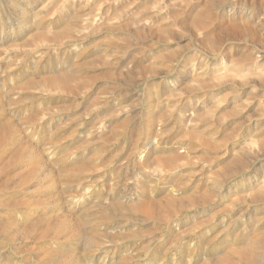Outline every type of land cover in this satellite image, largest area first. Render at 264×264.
I'll return each instance as SVG.
<instances>
[{
    "label": "rangeland",
    "instance_id": "rangeland-1",
    "mask_svg": "<svg viewBox=\"0 0 264 264\" xmlns=\"http://www.w3.org/2000/svg\"><path fill=\"white\" fill-rule=\"evenodd\" d=\"M11 2L0 0V102L3 106L10 102L11 106L4 107L7 117L17 123L20 120L21 137L43 151V160L52 156L53 171L59 175L49 183L30 187L29 194L21 196L33 202L46 197L51 204L29 210L0 207V225L9 220L11 224L22 225L44 215L55 217L71 212L81 223L84 236L58 244L27 240L21 242L19 250L11 243L0 241V264H44V260L25 252L33 246L34 250L48 246L52 252H58V247L64 245L63 249L76 252L82 264H96L99 250L103 251L101 256L107 264H200L203 260L232 256L234 250L245 246L246 239L264 233V203H249L258 197L264 201V158L254 165L248 163L246 175L234 177L225 188H212L214 194L219 191L217 198L203 209L178 214L169 222L171 229L125 212L138 205L142 197L160 200L170 184L179 187L176 198L180 194L199 195L204 184L220 174L229 159L242 148L251 147L258 138V127L264 126V88L252 84L264 83V0ZM201 18L200 26L193 28L194 21L200 22ZM231 24L238 29H227ZM34 32L46 36L45 44L23 47ZM58 35L63 37L55 41ZM68 41L77 43L65 45ZM69 67L84 71L73 84L79 86L76 98L46 93L30 85L61 75ZM87 77L91 81L85 86ZM232 84H237L238 91ZM184 86L190 90L205 87L200 92L183 95ZM27 87H31L30 91ZM89 88L92 92L87 97L85 92ZM240 104L249 105L241 119H235L224 129L210 128L209 121H220L219 117L223 118ZM148 121L163 132L155 138L156 142L159 140L153 148L155 157H172L178 145H187L188 134L219 143L240 124L248 130L228 143L227 157L214 158L199 148V159H211L213 165L205 164L206 168L201 170L200 166H193L199 163L192 158L189 165L170 173L151 166V158L142 154L148 141ZM193 146L198 148L196 143ZM82 164L92 170L90 174L88 170L68 173ZM140 164L151 167L143 169ZM24 168L27 165H21L13 173ZM77 182L90 187L83 191ZM198 187L202 188L196 190ZM7 193L0 195L1 200L12 198ZM242 197L247 203H238L232 214H222L227 204ZM156 223L159 229L153 235ZM87 236L98 239L100 247L89 250Z\"/></svg>",
    "mask_w": 264,
    "mask_h": 264
},
{
    "label": "bare ground",
    "instance_id": "bare-ground-1",
    "mask_svg": "<svg viewBox=\"0 0 264 264\" xmlns=\"http://www.w3.org/2000/svg\"><path fill=\"white\" fill-rule=\"evenodd\" d=\"M17 0H12L11 3L16 2ZM189 5V4H188ZM223 5V4H222ZM215 13V12H214ZM214 13L212 15H214ZM216 15V13H215ZM210 17V16H209ZM212 17V16H211ZM215 18V17H213ZM27 19V18H26ZM3 20V19H2ZM201 20L199 22V19L195 20L193 25V28H197L200 26L201 24ZM210 20V19H209ZM233 21V20H232ZM210 24V23H209ZM203 25V24H202ZM201 25V26H202ZM227 25V24H225ZM208 26V25H207ZM237 28L235 26H233L232 24L230 25L229 28ZM242 28V27H241ZM70 29V28H69ZM203 29V28H202ZM238 29V28H237ZM68 30V29H67ZM105 30V29H104ZM201 30V29H200ZM242 30V29H241ZM240 30V31H241ZM245 30V28H244ZM70 31V30H69ZM113 31V30H112ZM167 31V30H166ZM202 31V30H201ZM235 31V30H234ZM66 32V31H65ZM110 32V31H109ZM169 32V31H168ZM171 32V31H170ZM229 32V30H228ZM239 32V31H238ZM253 32V31H252ZM256 33V32H255ZM246 34V33H245ZM70 35V34H69ZM247 35V34H246ZM250 35V33H249ZM252 35V34H251ZM254 35V33H253ZM257 35V34H256ZM45 35H43L42 33H32L28 39V41H26V44H23L24 46H29V45H37L38 43H43L45 42ZM63 37V35H58L55 38V41L61 40ZM163 37V36H162ZM168 37V35H167ZM174 37V36H173ZM254 37V36H253ZM69 38V36H68ZM47 39V38H46ZM64 39V38H63ZM160 39V38H159ZM66 40V39H65ZM170 40V38H169ZM48 41V40H47ZM54 41V42H55ZM161 41V40H160ZM165 41V40H164ZM53 42V41H51ZM62 42V41H61ZM177 42V41H176ZM50 43V42H49ZM47 42V44H49ZM75 43H77V41H68L66 42L65 45H74ZM110 43V42H108ZM161 43V42H160ZM173 43V42H172ZM45 44V43H43ZM51 44V43H50ZM63 44V43H62ZM56 45V44H53ZM61 45V44H59ZM47 46V45H46ZM58 46V45H57ZM66 46V47H68ZM27 48V47H25ZM30 48V47H29ZM175 53V52H174ZM184 53V52H183ZM175 55V54H174ZM173 55V56H174ZM172 56V57H173ZM168 57V56H167ZM171 57V56H170ZM245 58V57H244ZM246 59V58H245ZM169 60V59H168ZM171 60V59H170ZM244 60V59H243ZM242 62V61H241ZM73 66V65H72ZM99 67V66H98ZM96 68V67H95ZM79 69V68H78ZM82 70V69H81ZM96 70V69H94ZM151 71V70H150ZM84 72V71H83ZM80 70H76V69H72V67H69V70H67L65 73L58 75V76H51V77H46L45 79H43L42 81H40L39 83L35 84L36 82H34V84H30V85H34L36 86V88L40 89V91H44L46 93H51V94H59V95H66L68 97L71 98H76L77 95L79 96V93L77 90H79V86H74L73 84H75V82L77 81V79L79 78L80 74L83 73ZM87 72V71H86ZM85 72V73H86ZM89 72V71H88ZM150 75V74H148ZM152 77V76H151ZM150 77V78H151ZM112 78V77H111ZM109 79V78H108ZM96 80V79H95ZM91 81V77H87L86 79H84V83L85 86L86 84H90ZM107 81V80H106ZM260 82H263L262 80H259ZM258 82V81H257ZM83 83V82H82ZM242 83V82H241ZM145 84V83H144ZM223 84V83H222ZM264 84V83H263ZM261 83H255L252 84V86L254 87V85H257L258 87H263L264 85ZM234 89H236V91H238L236 86L237 84H232ZM91 86V85H90ZM88 86V87H90ZM209 86V85H208ZM218 86V85H217ZM243 86V85H241ZM240 86V87H241ZM256 86V87H257ZM203 87L205 86H196L195 88H193L194 90H190V88L187 87H182V92L183 95H189L192 94L193 92H200L201 90H204ZM213 87V86H211ZM216 87V86H215ZM255 87V88H256ZM29 88V87H27ZM31 88V87H30ZM30 88L27 89V91H30ZM35 88V87H34ZM254 88V89H255ZM37 89V90H38ZM82 89V88H81ZM257 89V88H256ZM259 89V88H258ZM257 89V90H258ZM262 89V88H261ZM240 90V88H239ZM242 90V89H241ZM35 92V91H34ZM85 92V91H83ZM92 92V88H89L86 90V96L88 97L89 94H91ZM103 92V91H102ZM27 93V92H26ZM42 93V92H41ZM40 93V94H41ZM82 93V92H81ZM100 93V92H99ZM38 95V94H37ZM57 95V96H59ZM40 96V95H39ZM38 96V97H39ZM82 96V95H80ZM264 96V95H263ZM40 98V97H39ZM253 98V97H252ZM256 98V97H254ZM32 99V98H31ZM34 99H37L36 97H34ZM43 99V98H42ZM250 99V98H249ZM2 100V99H1ZM13 100V99H12ZM33 100V99H32ZM245 100V99H244ZM3 101V100H2ZM249 101V100H248ZM253 101V100H252ZM259 101V100H258ZM80 102V101H79ZM247 102V101H246ZM261 102V101H260ZM5 103V102H4ZM10 102H8V105ZM73 103V102H72ZM252 103V102H250ZM48 104V103H47ZM249 104V103H248ZM8 105H5L6 107ZM251 105V104H250ZM264 105V104H263ZM5 106H3V104L0 102V195H3V193L8 192L10 193L9 195L12 197L10 199H3L0 198V207H5V208H9V207H19L21 209H31L32 207H36V208H40L42 205L44 204H49L48 201H46V197L45 200L41 201V202H33L32 200H30L28 197L26 198H22L21 196L26 194H29L27 191L30 187L32 186H38L40 184H43L44 182L48 181V183L50 181H52L57 175H59V173L53 171V163L51 162V158L52 156H50L49 158H47V160H43V151H40L39 149H36V146H32L30 143H28V141H26L23 137H21L20 134V129L19 128V121L14 122L11 117L9 118V116L7 117L6 111H5ZM11 106V105H10ZM249 106V105H247ZM246 105L240 104V105H236L234 108H232L231 113H228L227 115L222 117H219V119H221L220 121L217 122L211 120L209 121L210 123V128L214 129V126H217L218 128H226L228 124H230L231 122H233L235 119H241L247 112L248 107ZM5 107V108H4ZM11 109V108H8ZM264 109V108H263ZM13 111V109H11ZM10 110V111H11ZM93 110V109H92ZM11 111V112H12ZM262 112V109L260 110ZM96 112V111H94ZM258 112V111H256ZM16 113V112H15ZM10 114V112H9ZM38 114V112H37ZM41 114V113H40ZM43 114V113H42ZM226 114V113H225ZM258 114V113H257ZM262 114V113H261ZM260 114V115H261ZM252 115V114H251ZM259 115V114H258ZM263 115V114H262ZM15 116V115H14ZM40 116V115H38ZM254 116L255 113H254ZM17 118V117H14ZM28 118V117H27ZM30 118V117H29ZM254 118V117H253ZM258 118V117H256ZM26 119V118H25ZM249 119V118H248ZM262 119V118H260ZM15 120V119H14ZM24 120V119H23ZM28 120V119H27ZM26 120V122H27ZM33 120V118H32ZM40 120V119H39ZM251 120V119H250ZM29 121V120H28ZM190 122V120H188ZM241 121V120H240ZM252 121V120H251ZM257 121V120H256ZM259 121V120H258ZM23 122V121H22ZM32 122V121H31ZM39 123V121H37ZM149 122V127L147 129V145L146 148L142 151V154L145 155L147 158H151V166H153L154 168L160 169L161 171L164 172H170V173H174L180 170V168L182 166L185 165H189L190 160L192 158L197 159L196 161H198L199 165H193L194 167H198L200 166L201 170L203 168H206L205 166L208 164H212V160H205V158H201L199 159V157L197 156V152L199 151V148H202L203 151L207 154V155H212L214 158H220V157H225L226 156V150L228 147V143L236 138H241V135L244 134V132H246L248 129L245 128V126L242 124H240L238 126V128H233L234 132H231V134L229 136H224L219 143H213V141H210L206 138H202V137H197V136H192L191 134H188V136H185L188 140L187 145H182L176 148L177 150H175V154H173L172 152V157H155L153 156V151L155 152V150H153L154 145H156V137L162 136L163 132L162 130H158L157 127H155V125L150 124L151 122ZM243 122V121H242ZM25 123V121H24ZM33 123V122H32ZM32 123H29V125H31ZM36 123V121H35ZM34 123V124H35ZM239 123V122H238ZM246 123V122H245ZM24 124L22 123V126ZM28 125V124H27ZM28 125V126H29ZM40 125V124H38ZM247 125V124H246ZM252 125H256V124H252ZM25 126V125H24ZM152 127V128H151ZM154 127V128H153ZM207 127V126H206ZM248 127V126H247ZM29 128V127H28ZM33 128V127H30ZM161 128V127H160ZM159 128V129H160ZM232 128V127H231ZM260 129H258V138H256V140L250 144L251 147H246V148H242L235 156L232 157V159H229V163L228 165L221 171L220 174L216 175L213 179H211L209 181V183H205L204 184V188H202V191L200 192L199 195H195V193H193L192 195H188L186 197H182L180 194V197L178 196V198L174 197V195L178 194L179 187H176L175 185H168L165 189V193L162 196V198L160 200H152L146 197H142L141 202L138 205H135L131 208H128L126 212V214H130V215H135V216H144L146 218V221H153L154 223H160L159 225H166L167 228L171 229L170 225V221L175 219L177 217L178 214H181L182 212L188 211L190 209H196V208H204L206 205L208 206V204H210L211 202L214 201V197L217 198L218 194H214L212 191V188H216L218 190L225 188L226 186H228V184H230L231 182H233V178L237 177V176H244L246 175L245 173L248 170V167L250 165H254L255 163H257V160L264 158V126L263 127H258ZM236 129V130H235ZM216 130V129H215ZM219 131V129H217ZM26 131V130H25ZM27 133V132H26ZM218 133V132H217ZM256 133V132H254ZM40 134V133H39ZM226 135V134H225ZM254 135V134H253ZM25 136V135H24ZM256 136V135H255ZM160 139V138H159ZM185 143V141H184ZM198 144V148H195L193 146V144ZM159 144V143H158ZM179 144V143H178ZM48 146V144H47ZM177 146V145H176ZM246 146V145H245ZM167 147V146H166ZM51 148V147H50ZM49 148V149H50ZM159 148V145H158ZM171 149V148H170ZM42 150V149H41ZM44 150V148H43ZM48 150V149H46ZM161 150V149H160ZM53 151V150H52ZM157 151V150H156ZM170 151V150H169ZM167 151V152H169ZM166 152V151H165ZM178 152V153H176ZM232 152V151H231ZM138 153V152H137ZM158 153V152H156ZM228 153V152H227ZM161 154V153H160ZM169 154V153H168ZM234 154V153H233ZM47 155V154H46ZM167 155V154H166ZM161 156V155H160ZM163 156V155H162ZM45 157V156H44ZM141 157V156H140ZM227 157V156H226ZM55 158V157H54ZM142 158V157H141ZM143 159V158H142ZM145 159V158H144ZM215 160V159H214ZM220 160V159H219ZM92 161V160H91ZM146 161V160H145ZM144 162V160H143ZM149 162V161H148ZM142 163V162H140ZM150 163V162H149ZM249 163V166H248ZM68 164V163H67ZM66 164V165H67ZM147 164V163H146ZM206 164V165H205ZM216 164V163H215ZM21 165H27V168H24L21 171H18L19 173H13L14 170L18 169ZM65 165V166H66ZM83 165V164H82ZM138 165V164H137ZM143 169L146 168H150L146 165H142ZM213 165V164H212ZM77 166V165H76ZM80 166V167H79ZM78 169L71 167V171H68V173L71 172H76L78 173H82L83 171H87L88 167H85L86 165H79ZM138 166V167H141ZM211 166V165H210ZM23 167V166H22ZM224 167V166H222ZM94 169H96L93 166ZM188 168V166H187ZM70 169V168H68ZM92 169V168H91ZM140 169V168H139ZM152 169V168H151ZM149 170V169H148ZM221 170V169H220ZM219 170V171H220ZM66 171V170H65ZM92 170H88V173L90 174ZM95 171V170H94ZM144 171V170H143ZM204 171V170H203ZM17 172V170H16ZM84 172V173H85ZM75 173V174H76ZM160 173V172H159ZM202 173V171L200 172ZM64 175V174H63ZM69 175V174H67ZM81 175V174H79ZM88 175V174H87ZM197 175V174H196ZM62 176V175H61ZM71 176V175H70ZM77 176V175H76ZM158 176V175H157ZM68 177V176H67ZM75 177V176H73ZM83 177V176H82ZM90 177V176H89ZM168 177V175L166 176ZM70 178V177H69ZM68 178V180H70ZM85 178V177H84ZM159 178V177H158ZM73 179V178H72ZM83 179V178H82ZM163 180H165L162 177ZM209 179V178H208ZM151 180V179H150ZM155 180V179H154ZM160 180V179H159ZM85 181V180H84ZM83 181V182H84ZM54 182V181H53ZM56 182V180H55ZM76 182V180L74 181ZM62 183V182H61ZM68 183L71 184V181ZM78 185H80L79 187H81V190L86 191L90 186H83L81 184V182H77ZM76 183V184H77ZM58 184V183H57ZM85 184V183H84ZM166 184V183H165ZM188 184V183H187ZM47 185V184H46ZM44 185V187L46 186ZM51 185V184H50ZM53 185V184H52ZM87 185V184H86ZM151 185V184H150ZM208 185H210V187H208ZM69 186V185H68ZM72 186V185H71ZM39 187V186H38ZM48 188V186H46ZM70 187V186H69ZM159 186H157L156 188H158ZM189 187V186H187ZM208 187V188H206ZM73 188V187H71ZM101 188V187H100ZM111 188V187H110ZM150 188V187H149ZM152 188V187H151ZM200 188V189H201ZM54 189V188H53ZM52 189V190H53ZM70 189V188H69ZM199 187L196 190H200ZM31 190V189H30ZM34 190V189H33ZM42 190V188H41ZM59 190V189H57ZM62 190V189H61ZM60 190V191H61ZM67 190V189H66ZM71 190V189H70ZM111 190V189H109ZM113 190V189H112ZM146 190V189H145ZM144 190V191H145ZM167 190V192H166ZM181 190V189H180ZM56 191V190H55ZM44 192V191H43ZM50 192V191H49ZM57 192V191H56ZM62 192V191H61ZM81 192V191H80ZM7 193V194H8ZM51 193V192H50ZM73 193V192H72ZM83 193V192H82ZM86 193V192H84ZM152 193V192H151ZM181 193V191H180ZM34 194V193H33ZM45 194V193H44ZM63 194V193H61ZM66 194V193H65ZM76 194V193H75ZM59 195V193L57 194ZM57 195L55 197H57ZM67 195V194H66ZM77 195V194H76ZM80 194H78L79 196ZM53 196V197H54ZM60 196V195H59ZM65 196V195H64ZM75 196V195H74ZM251 196V195H250ZM253 196V195H252ZM20 197V199L18 200H14L15 198ZM51 197V195H50ZM58 198V197H57ZM77 198V197H76ZM74 199V198H73ZM79 199V198H78ZM140 199V198H139ZM159 199V198H158ZM219 199V198H218ZM254 200V199H253ZM51 201V200H50ZM56 201V200H55ZM73 201V200H72ZM71 201V202H72ZM232 201V200H231ZM230 201V202H231ZM70 202V201H69ZM259 202H263V200H261V197H258L256 200L249 202L252 204H258ZM58 203V202H57ZM60 203V202H59ZM65 203V202H64ZM76 203V202H75ZM238 203H247L245 198H238L235 199L234 201H232L229 206L227 204V207H225L222 210V214H232V212L235 210L234 208L237 206ZM51 204V203H50ZM55 204V203H54ZM61 204V203H60ZM63 204V203H62ZM53 205V204H52ZM70 205V204H69ZM49 206V205H48ZM245 206V205H244ZM44 207V206H42ZM63 207V206H62ZM66 207V206H65ZM15 208V209H16ZM50 208V207H49ZM68 208V207H67ZM3 209V208H2ZM11 209V208H10ZM18 209V208H17ZM16 209V210H17ZM42 209V208H41ZM14 210V209H13ZM48 210V209H47ZM54 210V209H53ZM55 211V210H54ZM66 211V210H65ZM220 211V209H219ZM218 211V212H219ZM59 212H61L59 210ZM68 212V209H67ZM189 212V211H188ZM53 213V212H52ZM64 212L61 215H57L55 217H44L42 216L39 217L38 219L36 218L33 222H29V223H25L22 225H18V224H11L9 223L10 220L8 221V223H4V221L1 223L0 225V241H5L8 243L13 244L16 249H20L21 247V242H26L27 240L29 241H34V242H39V241H45L44 243H55L58 244L60 243V241H70V240H75L78 238H82L84 236V232L81 230L79 221H77L74 217H72L71 212L69 214ZM234 213V212H233ZM46 214V213H45ZM55 214V213H54ZM48 215V214H47ZM87 215V214H86ZM54 216V215H53ZM74 216V215H73ZM100 216V215H99ZM182 216V215H181ZM97 217V216H96ZM4 218V217H3ZM30 218V217H29ZM33 218V217H32ZM214 219V217H212ZM83 219V218H82ZM212 219V220H213ZM7 220V219H6ZM84 220V219H83ZM86 220V219H85ZM95 220V218L93 219ZM92 220V221H93ZM145 220V219H144ZM178 220V219H177ZM211 220V218H210ZM211 220V221H212ZM97 221V218H96ZM99 221V220H98ZM97 221V222H98ZM263 221V220H262ZM14 222V221H13ZM17 222V221H16ZM94 222V221H93ZM95 222L94 224L96 225ZM143 222V221H142ZM170 222V223H169ZM198 222V221H197ZM209 223V221H207ZM156 223V224H157ZM86 224H88L86 222ZM101 224V223H100ZM98 224V225H100ZM133 224V223H132ZM150 224V223H149ZM210 224V223H209ZM89 225V224H88ZM87 225V226H88ZM135 225V224H134ZM139 225V224H138ZM141 225V224H140ZM206 225V224H205ZM230 225H232L230 223ZM165 226V227H166ZM173 226V225H172ZM201 226V225H200ZM90 227V226H89ZM163 227V226H162ZM230 227V226H229ZM84 228V227H83ZM86 228V227H85ZM91 228V227H90ZM195 228V227H194ZM193 228V229H194ZM200 228V227H199ZM159 229L158 224H157V228L153 229L152 234L154 235V233ZM163 229V228H162ZM196 229V228H195ZM194 229V232H195ZM197 230V229H196ZM227 230V229H225ZM91 231V230H90ZM94 231V230H93ZM166 231V229H165ZM253 231V230H251ZM164 233V232H163ZM167 233V232H166ZM188 233V232H185ZM225 233V231H224ZM99 234V233H97ZM159 234V233H158ZM191 234V233H190ZM222 234V233H221ZM255 234V233H254ZM91 235V234H90ZM106 235V234H105ZM186 235V234H184ZM188 235V234H187ZM97 236V235H96ZM95 236V237H96ZM152 236V235H151ZM183 236V235H182ZM181 236V237H182ZM254 237H252V239H246L248 240V242H245V246L241 247L239 249L236 250H232V256H225V257H220V258H212L209 260H203L200 264H264V233H259V235H253ZM98 237V236H97ZM159 237V236H157ZM179 237V238H181ZM193 237V236H192ZM103 238V237H101ZM104 239V238H103ZM161 239V238H159ZM158 239V240H159ZM178 239V238H177ZM182 239V238H181ZM100 240V239H99ZM135 240V239H134ZM137 240V239H136ZM157 240V239H155ZM151 241V240H149ZM162 241V239H161ZM178 241V240H177ZM181 241V240H180ZM242 241V240H241ZM6 243V244H8ZM79 243V242H78ZM148 243V242H147ZM146 243V244H147ZM150 243V242H149ZM152 243V242H151ZM150 243V244H151ZM156 243V242H155ZM161 243V242H160ZM243 243V242H242ZM66 244V243H65ZM80 244H83L80 243ZM99 241L96 238H91L89 236H87V242H86V247L90 250L96 247H100L99 245ZM145 244V245H146ZM149 244V245H150ZM177 244V242H176ZM244 244V243H243ZM68 245V244H67ZM77 245V244H76ZM79 245V244H78ZM85 245V243H84ZM83 245V246H84ZM148 245V244H147ZM159 245V244H158ZM4 246V245H3ZM14 246H12L14 248ZM70 246V245H69ZM181 246V245H180ZM11 247V246H9ZM11 247V248H12ZM33 246L31 249H29L28 251H26L25 253L30 254L31 256L35 257H39V259L44 260V264H82L81 259L79 258V256L76 254V252H71L69 250L63 249L64 247H66L64 245V247L59 246L58 252H55L57 250H55L54 252H52L50 250V248L48 246L44 247L43 249H35L34 250ZM72 247V246H71ZM116 247V246H115ZM145 247V246H144ZM149 247V246H148ZM240 247V246H239ZM37 248V247H36ZM77 248V247H76ZM107 249V247H104ZM110 248V247H109ZM119 248V247H118ZM147 248V247H146ZM150 248V247H149ZM6 249V248H5ZM128 249V248H127ZM132 249V248H131ZM72 250V249H71ZM78 250V249H77ZM84 250V248H83ZM142 250V249H141ZM146 250V249H145ZM149 250V249H147ZM153 250V249H152ZM73 251V250H72ZM5 252V251H4ZM15 252V251H14ZM84 252V251H83ZM82 252V253H83ZM106 252V251H104ZM147 252V251H146ZM3 253V252H2ZM10 253V252H9ZM24 253V252H23ZM24 253V254H25ZM81 253V254H82ZM107 253V252H106ZM109 253V252H108ZM114 253V252H113ZM145 253V252H144ZM152 253V252H151ZM231 253V252H230ZM7 254V252H6ZM80 255L83 256V255ZM101 254H103L102 250H99V253L97 256H95V263L96 264H107V261L105 262V257L101 256ZM155 253L153 252V255ZM1 255V254H0ZM146 255V253H145ZM152 255V254H151ZM152 255V256H153ZM16 256H19L16 254ZM15 256V257H16ZM86 256V255H85ZM151 256V257H152ZM1 257V256H0ZM4 257V255H3ZM11 257V256H9ZM31 257V258H33ZM134 257V256H133ZM150 257V256H149ZM22 258V257H21ZM82 258V257H81ZM93 258V257H92ZM112 258V257H111ZM136 257H134L135 259ZM160 258V257H159ZM35 259V258H34ZM91 259V258H90ZM131 259V260H134ZM148 259V258H147ZM6 260V259H5ZM9 260V259H8ZM31 260V259H30ZM84 260V258H83ZM3 261V260H1ZM16 261V260H15ZM25 261V260H24ZM28 261V259H27ZM41 261V260H40ZM111 261V260H110ZM129 261V260H128ZM5 262V261H4ZM9 262V261H8ZM20 262V261H19ZM85 262V261H84ZM90 262V261H89ZM123 262V261H122ZM125 262V261H124ZM21 263V262H20ZM30 263V262H27ZM3 264V263H1ZM9 264V263H8ZM25 264V263H24ZM32 264V262H31ZM86 264V263H85Z\"/></svg>",
    "mask_w": 264,
    "mask_h": 264
}]
</instances>
